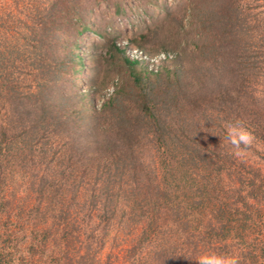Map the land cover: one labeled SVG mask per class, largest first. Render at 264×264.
<instances>
[{
    "label": "trees",
    "instance_id": "obj_1",
    "mask_svg": "<svg viewBox=\"0 0 264 264\" xmlns=\"http://www.w3.org/2000/svg\"><path fill=\"white\" fill-rule=\"evenodd\" d=\"M138 1L129 11L119 0H45L19 21L11 42L0 44V264H89L92 245L86 254L74 252L83 231L77 218L88 222L97 216L112 225L130 203L141 224L133 252L157 239L156 228L165 229L163 250L145 263L198 264L199 256L216 252L236 257L237 264H264L250 247L255 240L264 244L263 210L257 206L264 198V173L230 154L209 155L197 139L217 117L223 138L226 124L236 119L261 134L264 88L258 91L256 78L264 76V10L250 15L249 0ZM102 3L117 18L147 17L156 9L154 16L161 18L152 25L145 20L146 29L130 43L149 55L164 51L174 57L168 55L151 73L126 57L115 29L107 32L92 21L93 15L97 23L106 15ZM87 32L101 42L82 51ZM85 70L89 90L83 92L78 78ZM115 72L121 79L106 98L102 91ZM62 82L73 90L65 93ZM100 99L101 107H94ZM147 137L168 146V154L169 143L181 144V162L193 163L198 172L214 175L229 167L236 176L221 190V179H194L186 186L199 185L204 195L189 196L174 208L171 187L163 188L155 172L133 161ZM75 171L83 179L77 185L71 182ZM127 172L135 177L132 183ZM128 183L137 184L140 194L124 197Z\"/></svg>",
    "mask_w": 264,
    "mask_h": 264
},
{
    "label": "rangeland",
    "instance_id": "obj_2",
    "mask_svg": "<svg viewBox=\"0 0 264 264\" xmlns=\"http://www.w3.org/2000/svg\"><path fill=\"white\" fill-rule=\"evenodd\" d=\"M121 1V5L128 9L130 11L131 8H134L139 1L138 0H119ZM40 3H45V0H0V44L2 42H11L13 40L19 30V26L21 27V24H19V21L26 20L28 17H26L28 14L31 13V9L34 5H39ZM107 13L105 16L101 17V21L97 23L96 19L97 16L93 15V22L95 25H99L102 28H107V32H112L115 29L116 36L119 38L118 45L121 49L124 50L125 56L128 58H131L132 60L137 59L141 62V64L151 73V72H158L161 67L165 64L164 60L167 58V56L174 57V55L171 53H166L164 51H161L160 53L156 55H149L142 49L132 45L130 43V37L139 31V29H146V25H152L154 22L159 20L161 17L154 16L156 9H153L152 12H150L147 17H141V14H130L129 17L126 18H117L113 15L114 8L111 7L109 4L102 3ZM247 13L250 15H255L256 13H259L260 11L264 10V0H249V4L246 7ZM97 9V8H96ZM98 10V9H97ZM154 16L155 18H152L150 16ZM264 15V14H263ZM29 16V15H28ZM253 18V17H251ZM255 18V17H254ZM264 19V18H263ZM147 21V23L145 22ZM114 28V29H113ZM81 40V49L82 51L85 50V46H90L94 42H101V39L99 37L94 36L92 33L87 32L82 36ZM96 43V44H97ZM98 47V46H97ZM96 47V48H97ZM96 53H101L102 49H95ZM85 57V56H83ZM261 68H263L264 71V61L263 58H261ZM188 68V65H187ZM89 74L90 72L84 71L81 76H79L78 80V90L79 91H88V86L84 83V78L86 74ZM264 73V72H263ZM115 77L110 80L109 86L107 89H104L102 91V94L108 98L111 96L115 89L117 83L120 81V77H118L117 72L114 73ZM264 76L259 75L258 78H256V87L259 92H262L264 88ZM29 82H25L24 85L27 86ZM61 84L64 85V92L68 93L73 90V87L69 86L67 82H62ZM23 91V90H22ZM262 94V93H261ZM54 96V95H53ZM103 99L94 100L92 105L94 107L100 108L103 104ZM93 113L88 112L87 116L92 117ZM2 116H0V124L2 123ZM109 118V117H107ZM202 119V121H201ZM199 119L201 123H205V118ZM263 123V130L260 135L257 133L252 134L254 137L253 143L245 148L244 155L242 156H236L235 155V149L233 146L228 143L225 138H223L221 134V130L218 129L216 123H220L221 119L217 120L216 122H211L210 127L208 130L207 127L205 130H201L202 135H198L197 139L199 141V145H201V148H209L210 152L209 155H214L216 152H222L225 154H230L232 158H236L237 162L241 164L242 162L244 165L252 167L255 171H260V173H264V117L261 119ZM103 122V121H102ZM105 123L101 125V128L106 131L110 127V121L109 119H105ZM199 125L201 127L203 124ZM255 124V121L253 122ZM100 128V130H101ZM101 130V131H103ZM253 130V129H252ZM251 130V131H252ZM103 135V133L101 134ZM109 137V136H108ZM152 138V136H150ZM149 137L144 138L142 141H140V145L138 150L136 151V156L133 161H137L139 163H143L145 166H147L148 173L155 172L159 176L158 182L160 185L165 188V186L168 184L169 187H171L172 196L175 197V202L173 203L174 208H177L179 205H184L181 202L185 201V199L189 196H202L204 195V190H199V185L192 186H186L187 184H190L189 182L193 183L194 179L201 180L202 176L209 178L211 180H222L220 183L218 190H221V187H223V184L230 185L231 180L233 177L236 176V169L233 170L229 169L227 167L225 170L222 169V171H216L214 172V175L208 171H200L197 170L196 166L192 163L190 165H187L186 162H181L180 154L182 151L181 144L173 145L172 143H169L170 146H172L173 150L171 153L168 152V146L161 147L159 146V143L155 141V139H151ZM201 142V143H200ZM243 147V146H242ZM200 149V148H199ZM223 150V151H222ZM231 158V159H232ZM230 159V160H231ZM242 165V164H241ZM190 166V167H189ZM238 167V166H237ZM190 168V169H189ZM206 170V169H205ZM78 173V171H75V174ZM128 173V172H127ZM74 175V174H73ZM126 180L130 183L132 181H135L133 174H130V172L125 176ZM142 178V177H141ZM86 179V178H85ZM72 183H77L80 180H83L80 178L79 174L73 179H71ZM129 183L125 186L124 189H127V192L124 194V197L128 195V192H130V195H139L140 188L137 187V184L135 187L129 186ZM173 183V184H172ZM175 183V184H174ZM178 185V186H177ZM217 185V184H216ZM70 185H68L65 188L66 194L68 195V199L74 194L73 190L69 188ZM73 187V186H72ZM226 186H224L225 188ZM143 189V188H142ZM223 189V188H222ZM64 191V193H65ZM84 191V190H83ZM82 193V192H81ZM124 192H122L123 195ZM212 196V195H211ZM208 196H206L207 198ZM85 196H81V199H84ZM206 198H204V205L206 207V211L208 210V206H210V198H207L209 200L205 202ZM212 201H214L212 199ZM178 202V203H177ZM177 203V204H176ZM132 205V206H131ZM133 203H130L129 208H124L122 211H117L115 219L112 222V225L106 226V224H101L99 221V218L96 216L94 219L92 218L90 221L85 222L86 220H83L81 217L77 218L78 223H80V228H83V231L79 235V238H76L75 242V248L74 252H80V254H86L87 250L86 248L90 245L93 246V249L89 250V264H148L150 263L151 259H155L157 252L160 250H163V244L165 243V240H163L164 235H162L164 228H156L158 231L157 239L153 242L151 241L149 244L142 247L141 250H139L138 253L133 252L134 248L138 244V237L141 232V224L138 222L140 220V214H135L134 209L137 208L133 206ZM181 206V207H182ZM258 207H261L263 210V216H264V198H261L259 204H257ZM189 211V207L187 208ZM187 211V212H188ZM82 213V212H81ZM83 215V214H81ZM196 220H198L199 216H195ZM207 222V219H204V222ZM259 225H263V222H259ZM171 227V226H170ZM169 227V228H170ZM167 228V226H166ZM168 228V229H169ZM86 229V230H85ZM162 229V230H159ZM165 234V233H164ZM263 236H264V228H263ZM91 238V239H90ZM75 239V238H74ZM155 239V238H154ZM264 239V237H262ZM256 240L252 242L251 249L258 250V255H261L264 257V244H255ZM102 244V247L99 251H95V247L97 245ZM240 241H236L234 248L236 249L239 245ZM245 247H248L246 244H244ZM185 253V251H184ZM88 254V253H87ZM185 255V254H184ZM263 259V258H262ZM149 260L150 262H146ZM156 264H158V260L156 261Z\"/></svg>",
    "mask_w": 264,
    "mask_h": 264
},
{
    "label": "clouds",
    "instance_id": "obj_3",
    "mask_svg": "<svg viewBox=\"0 0 264 264\" xmlns=\"http://www.w3.org/2000/svg\"><path fill=\"white\" fill-rule=\"evenodd\" d=\"M225 140L236 150V156L244 155L245 148L253 143L254 137L242 120L236 119L226 124ZM242 145L244 147H242ZM198 264H237V258L216 252L205 253L198 258Z\"/></svg>",
    "mask_w": 264,
    "mask_h": 264
}]
</instances>
